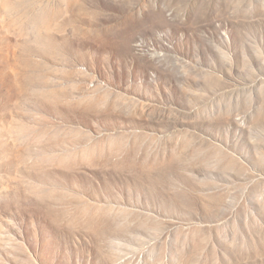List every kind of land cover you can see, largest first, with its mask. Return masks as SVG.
<instances>
[{
  "label": "rangeland",
  "instance_id": "374dc122",
  "mask_svg": "<svg viewBox=\"0 0 264 264\" xmlns=\"http://www.w3.org/2000/svg\"><path fill=\"white\" fill-rule=\"evenodd\" d=\"M0 264H264V0H0Z\"/></svg>",
  "mask_w": 264,
  "mask_h": 264
},
{
  "label": "bare ground",
  "instance_id": "6f19581e",
  "mask_svg": "<svg viewBox=\"0 0 264 264\" xmlns=\"http://www.w3.org/2000/svg\"><path fill=\"white\" fill-rule=\"evenodd\" d=\"M128 174V173H127Z\"/></svg>",
  "mask_w": 264,
  "mask_h": 264
}]
</instances>
